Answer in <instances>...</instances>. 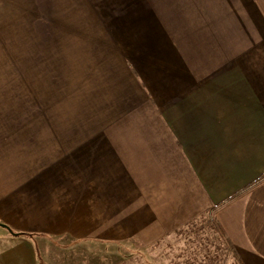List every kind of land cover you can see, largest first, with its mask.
I'll use <instances>...</instances> for the list:
<instances>
[{
  "label": "crops",
  "instance_id": "0c3cea01",
  "mask_svg": "<svg viewBox=\"0 0 264 264\" xmlns=\"http://www.w3.org/2000/svg\"><path fill=\"white\" fill-rule=\"evenodd\" d=\"M5 69L30 118L0 164L9 228L149 245L264 174V0H0ZM214 220L264 264V179ZM26 239L1 230L0 264H31Z\"/></svg>",
  "mask_w": 264,
  "mask_h": 264
},
{
  "label": "rangeland",
  "instance_id": "374dc122",
  "mask_svg": "<svg viewBox=\"0 0 264 264\" xmlns=\"http://www.w3.org/2000/svg\"><path fill=\"white\" fill-rule=\"evenodd\" d=\"M16 71L0 70V83L4 84L0 85V96L3 94L6 97L0 100V164L5 165L6 172L8 166L12 165L13 126H27L30 122V118L23 115V102L11 99L13 73ZM23 72L27 74V70H20L21 77L25 74ZM9 172L12 174L11 168ZM1 230L6 240H15L19 237L21 240L26 239L11 234L0 225ZM11 230L29 233L27 232L29 230L16 228ZM31 238L33 241L26 239L27 244L21 243V253L29 254V259H32L31 264H184V260L194 246L191 240L176 231L164 235L156 243L149 245H100L91 240L73 243L66 238H50L45 235ZM224 247L227 248L225 252L228 256L226 264H236L230 248L227 245Z\"/></svg>",
  "mask_w": 264,
  "mask_h": 264
},
{
  "label": "trees",
  "instance_id": "16d2710c",
  "mask_svg": "<svg viewBox=\"0 0 264 264\" xmlns=\"http://www.w3.org/2000/svg\"><path fill=\"white\" fill-rule=\"evenodd\" d=\"M264 179V174L259 178L246 185L241 190L235 192L225 200L212 205L205 214L197 216L190 221L186 222L179 228H177V233H182V235L191 240L194 246L191 248L190 253L184 260V264H226L228 256L226 255L227 245L232 251V256L236 264H244L239 256L236 254L234 249L231 247L228 240L224 237L222 229L214 220L216 210L227 203L228 201L234 199L245 189L250 188L255 183L262 181ZM8 231L15 236H24L26 238H31L32 235L26 232H15L11 230L7 225L2 224ZM212 235H214V238ZM213 237V238H211ZM220 237V238H219ZM223 238V240H221Z\"/></svg>",
  "mask_w": 264,
  "mask_h": 264
}]
</instances>
